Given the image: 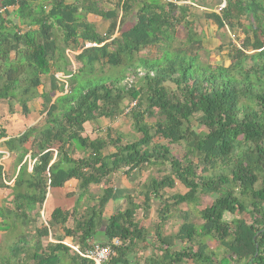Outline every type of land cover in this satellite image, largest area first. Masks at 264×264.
<instances>
[{
  "label": "trees",
  "instance_id": "1",
  "mask_svg": "<svg viewBox=\"0 0 264 264\" xmlns=\"http://www.w3.org/2000/svg\"><path fill=\"white\" fill-rule=\"evenodd\" d=\"M188 1L197 2L0 0V101L17 100L28 117L42 77H50L49 91L40 93L46 113L41 125L11 137L0 126V141L15 157L11 187L0 164V190H11L10 207L0 208V231L17 235L19 224L34 231L15 235L0 264H60L68 255L71 247L44 242L46 223L31 225L41 212L82 250L89 247L114 195L112 175L131 177L154 167L161 174L143 184V200L127 195L126 208L108 218L101 245L118 238L120 246L105 264H264V0H226L220 15H208L232 33L226 44L229 66L201 62L203 46ZM130 15L135 23L122 29ZM89 16L108 22L107 31H98ZM178 26L187 30V41L173 49ZM148 47L158 56L140 57ZM68 49L79 51L76 72L68 70ZM97 64L123 71L99 75ZM57 73L68 76L67 88ZM121 116L139 139L124 142L117 130L101 127L102 119L115 122ZM171 145L182 147L183 154L175 155ZM72 180L78 182L75 206L56 207L48 215L50 191ZM176 181L186 191L166 197ZM102 184L106 188L96 202L77 213L91 186ZM204 195L214 198L199 211L200 224L186 215L177 233L164 234L173 207L197 204ZM155 201L158 222L152 232L137 212L151 216ZM70 220L72 228L66 227ZM71 262L95 264L75 251Z\"/></svg>",
  "mask_w": 264,
  "mask_h": 264
},
{
  "label": "rangeland",
  "instance_id": "2",
  "mask_svg": "<svg viewBox=\"0 0 264 264\" xmlns=\"http://www.w3.org/2000/svg\"><path fill=\"white\" fill-rule=\"evenodd\" d=\"M89 21L93 22L96 25L98 31H100L101 33H105L107 31L108 22H105L96 16H89ZM134 23H135V15H130L129 17L125 18L122 29L130 28L133 26ZM186 31L187 30H185L182 27H179V26L177 27L175 39L173 42H171L173 49H176L177 47H181L187 41V32ZM116 35H119V32H117ZM241 36L243 37V35H241ZM205 50H206L205 48H202L199 51L201 62L210 63L212 65H214V64H221V65H225V66L230 65V60H228L226 56L225 57H222V55L218 56L219 53L217 52L218 51L217 48H216V51L215 50L205 51ZM215 52L218 53V54H216V56L214 54ZM78 53H79V51H77V50H72V49L66 50V55H67V57L71 63L68 67V70L71 72H76L78 70V68L80 67L79 64L76 63V61L74 59V55H76ZM139 56L144 57V58H146V57L147 58H154V57L158 56V52H157L156 48L148 47V48L142 50L140 52ZM122 71H123V68H121V67L114 69V68H111L109 65H106V64H103V65L97 64V67H96V74L105 75V76H108V75L120 76ZM128 73H130V72L128 71L127 74ZM56 76L62 83H66V88H67L68 76H65L64 73H57ZM42 80H43V85L38 89V94L34 98H32L29 102L30 113H29L28 117L24 116L22 109H21V106H20V103L17 100L12 99V100L0 101V126L6 129L7 134L10 137L11 136H17V135L23 133L30 126L41 125L43 123L44 118L46 116V113L43 110V104H42V99H41L40 93L49 91L50 77L49 76H43ZM61 94H62L61 92L57 93L56 97L60 96ZM156 120H157V116L152 117L151 119H149V123L151 125H154ZM100 124H101L102 128L112 127L114 130H117L116 132L118 134H121V137H122L124 142L137 140L141 136L139 133H137L133 129L131 121L129 119H127L125 116H121L115 122H110L107 119H102L100 121ZM87 128H88L87 132H89L90 129L88 126H87ZM104 134H105V132L103 133V135ZM97 135H98V133L96 134L95 132H93L92 137L94 138ZM155 140L157 141V139H155ZM3 141H4V139L0 141V153L3 154V157H1V159H0V164L3 165V167H4V171H5V175H6L5 176V183L8 187H11L7 183H9L13 179L14 174H15V157L13 155H10V153L6 149ZM171 149L175 155L181 156L183 154V148L182 147H178L177 145H171ZM111 150H113V149H111ZM108 151H110V150L109 149L106 150L105 153H108ZM27 157L29 158L30 155H28ZM75 157L79 158L80 154L76 153ZM160 174H161V172L158 170V168L154 167V168L148 169L147 171H144L138 175L137 180L135 182V189H136V192H138L139 194L136 193L137 195L134 196L137 201L143 200V196L141 194V191H143V184L145 182L150 181L152 178H159ZM185 191L186 190H185L184 186L181 183H179L178 181H176L174 187L168 189V192H166V197H170L173 194H177V193H184ZM10 193H11V190L8 188H6L4 190H0V208L1 209L5 208L6 206L10 207L9 206V203H11V201H9L11 199ZM102 193H103V187L92 188L91 192L89 191V194H87L83 198V200H84L83 203H85V205L83 206L82 203H80L78 205V208H77L78 212L77 213L84 211V207L87 205V203L92 204V203L96 202L97 198L100 195H102ZM213 198L214 197L211 195L210 196L204 195L201 197L200 202L197 204H191V205L181 204L177 207H173L171 209L170 217H169L168 221L165 223L164 234L174 235L175 233H177V231L179 230L181 224L183 223L186 215L189 217L190 221L193 222L194 224H196V225L200 224L202 221L199 217V211L201 209L205 208L207 205H209L212 202ZM155 202H156L154 204L155 210L152 212L151 216L144 217L142 215L141 210L137 212V218L143 223L144 227H146L147 229H149L151 231H152V229H154V225L158 222V217H157L156 211L159 208V204H158L159 202H157V201H155ZM114 210H115V206L113 203H111L107 206V211H110L112 213ZM242 217H244L248 221H250L248 214H245ZM226 218L230 219V218H232V216L227 215ZM36 222L39 223V225L41 223L42 224L45 223V216H44L43 212H41V216H39L36 219L35 223ZM19 226H21V225L19 224ZM15 234L16 233H14V231H12V229L9 231H0V256L5 254L7 247L12 244L14 237H15ZM209 244L211 245L210 248L213 250H216L218 247L217 243H213V244L209 243ZM148 255H150V254H148ZM183 264H193V263L191 261H186V262H183Z\"/></svg>",
  "mask_w": 264,
  "mask_h": 264
},
{
  "label": "crops",
  "instance_id": "3",
  "mask_svg": "<svg viewBox=\"0 0 264 264\" xmlns=\"http://www.w3.org/2000/svg\"><path fill=\"white\" fill-rule=\"evenodd\" d=\"M188 2H190V5L192 6L190 9V14H191L190 20L194 21L195 23L194 26L196 28V31L199 33L198 38H200L203 48H205L207 51H212V50L216 51V48L218 49V47L224 43L225 46L223 47L222 52H219V51L217 52L219 53L218 56L222 55V57H225L227 53L226 44L229 42L232 33L228 29V27H226V30L219 28L217 22L214 19L209 18L208 15L212 13L216 15H220L221 13L220 11H218V8L221 5H223L226 2V0H197V2L195 3L191 1H188ZM8 10L13 12L15 8L10 7ZM218 53L215 52L214 53L215 56ZM138 175L139 174H133L131 177H128L122 173H116L112 175L110 185L114 188V195H113V198L108 202L107 206L113 203L115 206V210L111 213L110 211H107V206L105 207L104 220L102 222V227L100 231L97 233L96 239L95 241H93V244H101L105 242L103 230L108 224V218L111 217L117 211L124 210L126 208L127 195H132V196L137 195L136 193L138 192H136V189H135V182L137 180ZM77 185H78V182L72 180L69 183H67L63 188H58V189H54L50 191V193L48 194L50 196V200L47 204L48 215L56 207H60L65 210H71L75 206V202H76L75 198H77V195H78V192H76ZM95 187H100V188L103 187V190H104L106 188V185L102 184L100 186H91L89 191L91 192L92 188H95ZM74 192H76L75 195L71 196L70 194ZM87 194H89V192ZM83 202L84 200L81 201L82 205L84 206L85 203ZM135 202L138 203L139 201L135 199ZM154 210L155 208H153V211ZM48 222H49V218L46 217L45 223L47 224L49 228V234L47 237L44 238V242H50L53 244L62 243L68 246L69 248L71 247L68 255L65 256V258L60 264H73L71 262V256H73L74 248H78L80 251H83V250L79 247V245L75 244L73 237L65 235L64 230L61 228V226L56 225V224L49 225ZM41 224L39 225V223L37 222L31 223L33 227H41ZM66 227L72 228L73 220L68 221V223L66 224ZM24 229L25 227L22 226L21 224V226H19L18 228L17 235L20 236L21 233H26L28 235L34 234L33 230L31 233H27L26 230ZM33 229L35 230V228ZM151 236L152 235L149 236L150 240H151ZM29 238H31V236ZM151 250H152V247L146 248V252L144 251L143 254H146L148 256ZM140 252H139V255L141 254ZM132 259H133V256L131 260Z\"/></svg>",
  "mask_w": 264,
  "mask_h": 264
},
{
  "label": "built area",
  "instance_id": "4",
  "mask_svg": "<svg viewBox=\"0 0 264 264\" xmlns=\"http://www.w3.org/2000/svg\"><path fill=\"white\" fill-rule=\"evenodd\" d=\"M225 7V4L221 5L218 8V11H221ZM4 9L0 8V12H3ZM234 37V36H232ZM135 103L131 104V107ZM120 246V240L118 238L113 239L109 244H93L87 247L85 250L80 251L78 248H74V251L77 252L81 257L90 259L94 261L95 264H105L110 260L111 257L115 255L114 247Z\"/></svg>",
  "mask_w": 264,
  "mask_h": 264
},
{
  "label": "clouds",
  "instance_id": "5",
  "mask_svg": "<svg viewBox=\"0 0 264 264\" xmlns=\"http://www.w3.org/2000/svg\"><path fill=\"white\" fill-rule=\"evenodd\" d=\"M188 4H190V2H187ZM225 5H226V2L224 3ZM193 5V4H192ZM91 44H87V46H90ZM5 181V180H4ZM13 181L14 180H11L9 183H7V184H9V185H11L12 183H13Z\"/></svg>",
  "mask_w": 264,
  "mask_h": 264
}]
</instances>
